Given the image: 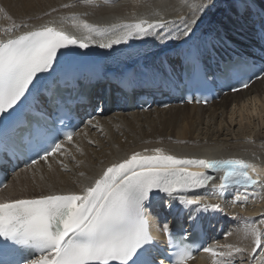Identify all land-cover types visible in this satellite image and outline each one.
<instances>
[{
	"label": "snow or ice",
	"instance_id": "snow-or-ice-1",
	"mask_svg": "<svg viewBox=\"0 0 264 264\" xmlns=\"http://www.w3.org/2000/svg\"><path fill=\"white\" fill-rule=\"evenodd\" d=\"M72 6L64 5L65 8ZM213 6L214 0H192L191 15L181 16L178 21L146 16L108 25L76 21L74 27L84 33L83 36L66 32L55 21L35 26L27 22L12 23L0 28V130L5 134L8 131L18 134L21 126L28 129L27 147L35 153L29 157V167L39 161L47 162L54 154L65 155L60 137L71 143L76 133L57 127L70 115V110L60 115L64 101L53 89L58 83L61 63L58 53L71 56L73 49H88L93 43H98L100 48H112L131 39L154 37L160 43L179 41L187 65L196 69L207 51L196 43V30ZM233 6L240 17L248 13L250 19L259 16L264 21V7H258L255 0H233ZM258 35L264 41V23ZM62 49L67 52L61 53ZM249 59L234 57L224 65L218 78L238 79L242 87L247 88L248 81L240 77ZM261 73H264V64L259 67L258 78H264ZM203 79L207 81L206 74ZM232 90L238 89L233 87ZM41 95L45 96L52 112L44 109ZM36 105L40 108L33 113L34 121L23 123L21 117ZM88 125L97 127L91 119ZM19 139L24 142L23 136ZM0 151L7 155L4 141H0ZM61 164L67 167L62 161ZM193 167L201 171L190 170ZM259 183H264V179L256 166L241 158H178L161 148L152 150L151 154L133 152L102 169L79 191H42L34 195L0 197V264H163L150 252L154 243L147 208L150 200L155 203L160 194L171 199L197 189L223 191ZM239 200L240 196L236 195L233 203ZM180 204L202 206L205 212L222 211L219 203H204L199 197L180 196ZM251 223L255 225L256 221ZM160 227L169 234L171 245L169 224L164 222ZM249 232L251 244L247 248L225 243L204 247L203 251L211 254V264H235L232 258L237 254L242 257L240 264H264V224L251 227ZM176 247L177 259L172 264H186L193 258L188 250L190 246L183 241ZM258 249L259 260L256 259Z\"/></svg>",
	"mask_w": 264,
	"mask_h": 264
},
{
	"label": "bare ground",
	"instance_id": "bare-ground-1",
	"mask_svg": "<svg viewBox=\"0 0 264 264\" xmlns=\"http://www.w3.org/2000/svg\"><path fill=\"white\" fill-rule=\"evenodd\" d=\"M191 2L192 0H0V28L9 27L12 23L27 22L35 26L55 21L66 32L83 36L85 34L74 27L76 21L87 20L92 24L108 25L118 20L131 21L145 16L149 19L162 17L178 21L181 16L191 15ZM255 3L257 6H264V0H255ZM64 5L73 6L65 8ZM52 9L56 11L53 12ZM235 16L237 13L232 0H214V6L204 15L196 30V33L201 34L207 51L212 48L219 50L228 43H239L236 39L238 36L243 37L246 33L244 30H249L247 27L250 25L246 26L245 22L240 24ZM245 17L246 13L242 18L246 19ZM95 39L100 40L99 37ZM253 39L251 40L255 42V37ZM102 42L107 43V40ZM242 45L249 46L244 41ZM83 50L86 52L85 64L102 65L107 72H131L147 78L156 75L158 69L166 65V60L171 63L174 55L181 54L182 46L179 41L160 43L154 37H145L131 39L126 43L113 45L112 48H100L98 43H93ZM58 56L60 65L69 60L68 56H61L60 53ZM237 114L238 121L235 118ZM92 123L97 127H91L87 123L76 133L71 143H63L65 155L54 154L47 162L42 161L17 170L9 178L6 187L0 190V197L17 196L21 193L34 195L42 191H79L80 187L88 184L91 178L98 176L111 163L122 161L133 152L151 154L156 148L178 158L245 159L256 166L264 179V78L255 81L247 89L223 95L211 105L185 104L165 109L151 108L147 111L126 109L109 112L106 116L92 120ZM102 135L106 138L100 140L99 136ZM145 150L148 152L145 153ZM49 164L52 165L51 168L48 167ZM81 172L84 176H80ZM216 175L215 173L214 176ZM232 189H197L191 192L197 196H188V193L185 195L188 198L199 197L204 203L221 205L218 220L223 231L212 246L231 243L247 248L251 244V222L259 219L264 224V183ZM236 195L240 196V200L233 203ZM175 198L180 201V197ZM173 200L161 197L155 203L150 201L147 204L149 219L153 225L151 230L158 237L162 236V232L157 224L163 220L159 209L163 207L168 210L171 205L169 202ZM154 210L157 215L153 213ZM166 221H169L168 216ZM242 223L244 227H241ZM259 253L258 249L257 260L260 259ZM232 259L235 264H240L242 257L237 254ZM211 260V254L204 253L187 264H211Z\"/></svg>",
	"mask_w": 264,
	"mask_h": 264
},
{
	"label": "rangeland",
	"instance_id": "rangeland-1",
	"mask_svg": "<svg viewBox=\"0 0 264 264\" xmlns=\"http://www.w3.org/2000/svg\"><path fill=\"white\" fill-rule=\"evenodd\" d=\"M232 2H233V0H232ZM238 115H239V114H237L236 117H235V118H238L237 121L239 120V116H238ZM245 115H247V113H245ZM237 116H238V117H237ZM256 119H257V115H256ZM228 120H229V119H228ZM236 123H237V122H236ZM102 137H103V138H102ZM104 138H106V136H103V135H102V136H99V139H100V140H102V139H104ZM255 221H256V223H255V225L252 224V227H253V226H255V227H260V226H261V220L256 219ZM243 223H244V222H243ZM243 223L241 224V227H242V226L244 227V224H243ZM250 228H251V227H250ZM250 242H251V241H250ZM243 245H244V244H243ZM246 257H247V253H246L245 258H246ZM237 264H238V263H237Z\"/></svg>",
	"mask_w": 264,
	"mask_h": 264
}]
</instances>
